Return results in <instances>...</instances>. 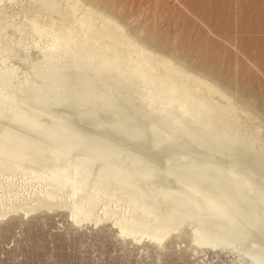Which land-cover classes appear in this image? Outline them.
Returning a JSON list of instances; mask_svg holds the SVG:
<instances>
[{
	"label": "bare ground",
	"instance_id": "1",
	"mask_svg": "<svg viewBox=\"0 0 264 264\" xmlns=\"http://www.w3.org/2000/svg\"><path fill=\"white\" fill-rule=\"evenodd\" d=\"M184 49L124 0H0V221L264 264V104Z\"/></svg>",
	"mask_w": 264,
	"mask_h": 264
},
{
	"label": "rangeland",
	"instance_id": "2",
	"mask_svg": "<svg viewBox=\"0 0 264 264\" xmlns=\"http://www.w3.org/2000/svg\"><path fill=\"white\" fill-rule=\"evenodd\" d=\"M124 1L138 23L264 104V0ZM153 249L151 243L122 242L107 227L74 230L65 213L0 221V264H155ZM184 259L183 264H232L225 256Z\"/></svg>",
	"mask_w": 264,
	"mask_h": 264
}]
</instances>
